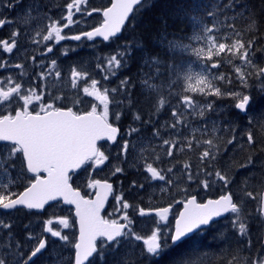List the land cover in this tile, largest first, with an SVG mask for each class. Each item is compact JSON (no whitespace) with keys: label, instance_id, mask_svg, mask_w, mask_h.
I'll use <instances>...</instances> for the list:
<instances>
[{"label":"snow or ice","instance_id":"1","mask_svg":"<svg viewBox=\"0 0 264 264\" xmlns=\"http://www.w3.org/2000/svg\"><path fill=\"white\" fill-rule=\"evenodd\" d=\"M21 0H0L5 8H13L16 3ZM83 0H74L73 3L66 5L68 14L64 18L67 23L62 26L59 21L51 22L47 28V34L42 35L43 41H51L53 38L56 42H60L65 38L80 41L82 37H86L89 41L100 37L105 42H109L110 38H118L122 27L128 20L130 13H133L134 6L140 5L142 0H112L111 6L102 10L103 20L99 26L93 30L83 31L77 35L65 36L62 35V28H67L73 20V9L76 12L84 11L80 8ZM241 0H228V3L221 6V0H217L212 10L207 12V16L213 18L210 25L204 26L202 29L195 30L191 37L192 41L204 42L207 44L206 58L213 61L210 66L207 64L200 65L201 71L193 72L190 67L182 68L179 63L162 64L159 56L148 54L143 59V64L150 67H155V77L153 82L149 83V79H144L143 84L150 90H155V78L162 75H167L169 80L175 84L179 81H186L185 92H199L205 96H220L229 95L236 98L235 108L241 113L246 112L247 106L250 103V95L247 93L237 92L228 89L222 92L221 87L214 84V80L225 81L224 73H213L212 69L221 67L219 60H213V57H219L222 53H231L233 57H237L244 65H250L254 72L245 73L240 66H235L236 76L240 81L241 89L252 87L250 78L255 79L261 92H264V67H257L252 59L254 53L255 39H250L245 43L240 39V33L235 30V26L227 23L230 19L225 10L236 15L243 16L245 9H240L236 12V5L240 4ZM92 11H101L93 9ZM92 11L86 14L91 16ZM225 13L221 18L218 14ZM24 25H28L33 20L32 7L29 6L25 13L20 17ZM195 20V17H192ZM7 18L0 19V27L6 23H11ZM198 24L199 21L196 20ZM235 34V38L231 43L227 42V34L219 32L221 24ZM41 35V33H37ZM20 35L19 30L13 32L10 41H2L3 52L12 53L17 47L16 37ZM33 43H37L34 39ZM170 46L174 49L175 54L183 56V52L187 51L190 45L175 44L170 42ZM46 52L42 50V55H47L53 51V47L45 44ZM196 56L204 55V48L198 47L192 49ZM131 52L125 48L120 50L116 55H112L108 63L115 65L116 68L121 67L122 58L130 56ZM119 57V58H118ZM51 68H46L45 65H40L41 69H46L49 74L57 66V61H51ZM17 69H22L23 65L17 63L13 65ZM7 63L0 64V68H7ZM99 67V65H98ZM56 77H60L59 71L55 72ZM82 75L75 68L71 72L73 77L72 86L75 88L78 78ZM112 75L115 76V70H112ZM43 79V71L40 73ZM108 75L104 76V80H108ZM193 82L194 85L193 86ZM227 84H232L231 78L227 79ZM7 87L4 82H0V209L5 210V214H9L13 210L20 208L29 210H42L50 201L59 202L62 199L66 205H74L76 222L79 225V235L74 240H70L67 235H64L59 230H54L52 220H48L43 225V232L49 233L52 238L51 244L55 245L57 240L63 241L69 247L74 249L73 254H69L64 264H108V256L114 255L120 251L122 243L132 245L133 241H140L142 237L135 234L130 227L131 221L127 212L121 217L122 220L129 223H119L116 219H105L101 215V210L104 206V201L108 194L112 191L110 183H101L99 180L89 184L90 188L97 189L95 199H84L79 191H75L69 183L71 179L70 173L81 168L82 165L91 164L99 166L105 162L107 156L97 146V141L107 140L115 142L119 132L118 127L113 126L109 122V89L99 90L97 79H91V90L88 86L83 88V93L88 97H94L98 104H93L90 111L80 114L73 111L72 107L62 109L61 105L57 104L59 97L53 99L52 102L45 103L41 95L35 90L29 89L26 93L23 91V85L16 80L9 78ZM122 85L126 86L129 80L125 78L121 81ZM207 90V91H206ZM121 91L119 88H112L111 92L117 93ZM39 102V108L33 106V101ZM164 104L163 99L159 102ZM179 103L183 105L184 111H178L173 108L171 116L174 118L171 123V128L176 129L177 125L188 127L187 121L183 119L189 112L195 113L197 108H200L199 116L204 118V124L201 126L203 131H207L209 123L213 125L216 121H208L206 110H213L212 104H200L194 97L183 95L180 97ZM14 107V114H12ZM102 106V111L100 107ZM159 111V109H157ZM119 119V113L116 114ZM137 120L140 116L135 117ZM264 120V117L260 118ZM150 122V121H149ZM215 130V129H213ZM137 131L132 129V132ZM179 134V133H178ZM153 135L159 137V129H154ZM235 140V134L232 139H228L227 143L232 144ZM165 145L170 143L169 140L163 141ZM204 143L208 145L200 156L201 172L205 174L203 187L207 190L215 183H220L224 189H229L232 181L226 171L217 167L213 173L212 162L218 161V156L212 151L215 147L213 139H205ZM254 136L251 132L247 133V144H254ZM130 141H124L123 151L126 153L129 148ZM193 140H187V146L192 148ZM176 147V143L171 142V147L168 149V156H172V148ZM249 164L252 160L249 158ZM246 166V165H242ZM189 166L184 165L187 169ZM116 172H120V168H116ZM146 171L150 174L152 180L164 181L166 178L163 174L157 172L152 165H149ZM172 171L171 168L168 169ZM44 173L42 177L40 174ZM31 174V175H29ZM264 175V174H262ZM188 179H193L189 173ZM27 181L25 185L24 182ZM23 186V191H17L18 187ZM143 187V185H141ZM245 196L255 199L252 191L245 190ZM118 204L122 202L120 196H116ZM243 200L237 201L230 190L225 191L216 199H208L206 202H199L196 195L187 198L177 203L183 204L178 216L175 217L174 228H169L167 231L157 229L153 231L147 239H143V245L146 247L136 246L138 255L135 257L134 264H157L162 253L171 248L184 244L190 240L192 235L197 232H203L206 228L211 227L216 222L217 218L232 214L231 226L233 231L239 233L240 239L238 245L247 243L248 248H251V240L245 241L243 238L247 235L248 229L243 216L241 204ZM128 202H122L124 210L129 209ZM161 207L155 210V216L161 221L168 220V214L171 209ZM264 212V209H262ZM148 213L141 209L139 215L144 217ZM112 214L110 213L109 216ZM58 223L64 228L69 227L68 219H59ZM27 229V241L32 242L31 247H26L25 241L16 237L13 232V224L0 219V264H36V260L44 255L49 248V238L41 237L37 240L36 236L30 229V225H25ZM127 229V231H125ZM6 240V242H5ZM136 249H133L134 251ZM183 259L181 260V264ZM127 264V260L124 261ZM243 264H264V255L258 254L255 258L245 257Z\"/></svg>","mask_w":264,"mask_h":264},{"label":"rangeland","instance_id":"2","mask_svg":"<svg viewBox=\"0 0 264 264\" xmlns=\"http://www.w3.org/2000/svg\"><path fill=\"white\" fill-rule=\"evenodd\" d=\"M74 0H48L47 5H52L53 10H51V14L46 16L45 14H33V23L32 22L28 25H24L23 23L19 24L20 26V35L16 37L17 40V47L13 50L12 53H5L3 52L2 44H0V64L7 63L9 67L7 68H0V82L5 83V87H7V80L9 78H12L16 80V82L21 83L23 85V91L26 93L31 88L35 90V92L39 95H41L42 100L45 103L52 102L53 99L56 97H59L60 99L57 100V104L61 105V107H69L72 106L80 111L86 112L90 111L93 104H98L97 101H95L94 97H88L83 93V88L85 86H88L91 90V79H97L99 81L98 88L99 90L103 91L105 88H110L111 86L108 84L110 78L108 80H104V76L108 75V77H112V70L115 68V65H109L108 60L111 56H106L107 58H102L99 54L100 45L96 43L95 41H85L79 44V41L76 43H60L56 42L55 39L51 41H43L42 35L47 34V28L50 26L51 22L53 21H59L61 26L64 23H67L66 19H64L67 16V11L65 9V6L68 3H73ZM109 0H83V3L80 4V8L84 11L78 12L75 15H73V20L76 21L69 25L67 28H62V35L71 36L78 34L83 29L87 28L89 25H97L100 21V12L96 13L95 11L92 12V15L89 16L86 13L89 11H92L97 5L103 4L105 7L108 4ZM86 3V7L83 6V4ZM91 4V7H90ZM17 6V5H16ZM19 7V6H18ZM17 7V8H18ZM92 8V9H91ZM26 9H20V13H24ZM75 12V8L73 9V13ZM77 15V16H76ZM178 14L176 13L175 16ZM76 16V17H74ZM174 16V17H175ZM192 17H196L199 21V23H196V20H194L195 23V30L202 29L206 25H210L212 23V19H210V23L203 20L201 17L192 15ZM17 19V18H16ZM18 22H20V19H18ZM14 32V28H11L7 31L5 29H2L0 32V42L2 41H10L12 39V34ZM41 33V35H38L37 33ZM194 33L187 36L186 40L179 41L174 40L172 43L175 44H185L190 45V47L187 49V51L183 52V56L177 55L174 53L171 60L172 62L169 63H179L182 68L190 67L193 72L201 71L200 65L207 64L210 66L212 61L207 60V44L206 41L204 42H195L191 40V37ZM36 40L37 43H33V40ZM119 39L115 40L116 43ZM45 44H48L53 47V51L51 53H47V55H42V50L46 52ZM23 45V47H21ZM203 47L204 48V55L202 57H198L195 55L193 48ZM80 48H83L80 50ZM106 46L103 48L105 49ZM172 48V47H171ZM173 49V48H172ZM122 50V49H121ZM174 50V49H173ZM72 52V53H71ZM81 54H84L85 56L81 57ZM100 58H102L100 60ZM55 59L57 61V66L55 69L52 70V72L49 74V72L44 69L42 70L40 65H45L46 68H51V61ZM214 60V58H213ZM20 63L23 65L22 69H17L13 65ZM168 64V63H167ZM99 65V67H98ZM235 66H240L242 71L245 73H248L251 71L249 68L250 65H244L240 61L237 64H234ZM144 69L141 71V79H149V83L153 82V79L155 77V67H150L148 65H144ZM76 69L77 71L81 72L82 75L78 78H75L77 80L76 87L74 88L72 86V80L73 77L71 76V72L73 69ZM218 69V68H217ZM43 71V79H41L40 73ZM59 71L61 73L60 77H56L55 72ZM213 73H217L216 69L211 70ZM144 80H141L139 82V85L141 86V89H145L148 91H151L148 89L144 84ZM214 84L218 85L217 82ZM187 82L186 81H179L175 84H173L167 75H162V77L155 78V90L163 89L164 94L166 97L170 98L171 100L168 102L170 104V107L177 108L178 111L183 112L184 107L179 103L180 97L183 95H198L202 96L203 99L206 98L205 95L199 92H185L184 88L186 87ZM193 86L194 82H193ZM207 91V90H206ZM242 94L245 93L244 91H241ZM250 95V105L249 108L255 109V103H252V95L251 93H247ZM232 99H234V103L237 102L236 98L230 96ZM196 100V99H195ZM200 104H212L213 110H206V117L208 121H216V124L213 125L212 123H209L207 131H203L201 126L204 124V118L199 116V112L201 111L200 108L196 109L195 113L189 112L188 115L184 116L183 119L187 121L188 127H183L182 125H177L176 129H173V133L168 136L164 137L165 139L169 140L170 143L168 145H164V148H158L161 150V154L157 155L154 150H152V143L151 142H144L142 139L144 137L139 138V135L136 132H132L130 128L125 126L124 124V134L119 142L118 146L113 148L114 155H110L105 160V170L103 173L99 174L95 169H91V171L87 172L82 177H76L73 181V185L79 189L78 186L84 188V189H92L90 191L91 193L94 192V188H90L89 184L93 183L96 180L106 179V180H113L116 179L118 176L116 182L119 184L118 187H115V197L120 196L122 198V202L126 201L129 203L130 207L127 210H124L122 208V202L118 204L117 200H114V205L112 208L116 207L118 208V213L116 216V220L121 223H129L128 221H124L121 219V217L124 215L125 212H127L129 216V220L131 221L130 227L134 231L135 234H138L142 237L140 241H133L132 245L127 244L126 242L123 243V245L120 247V251L116 252L114 255L108 256V264H124V261L127 260V264H134L135 257L138 255V249H136V246L139 247H145L143 245V239H147L153 231H156L157 229H163L164 231H167L169 228H172L173 225H171L170 222H160L158 219L152 217V219L149 218H137V213L141 209H149L152 204V208L155 206H167L172 205L175 209V214H177L178 210L181 208L182 203H177V201H183L188 197L187 190L193 187L195 190L198 191V199L204 200V194L205 193H217L215 190V184L210 186L207 190L203 187V181L200 183H196V177L199 175V173H202L205 177V174L201 172L200 170V161L196 158L197 154L199 153V150L202 154L205 147L208 148V145L204 143L205 139L207 138V135L214 139L221 140L219 142L216 155L218 156V161H215L213 163L214 166L222 168L224 171L227 172V167L225 165V162L231 161V153H233L234 150L237 148L242 147L245 144V140L247 139V133L251 132L258 134H261L262 131H264V125L255 126L252 125L249 121L250 116H243L242 120L239 124L232 118V121H229L227 124L222 126L223 124L220 123L219 119L215 117V115L220 111L222 104H215V101H199L196 100ZM33 106L39 108V102L33 101ZM247 109V110H248ZM100 110L102 111V106L100 107ZM117 113L111 107V100L109 101V119H116V117H112L116 115ZM240 116V115H239ZM241 117V116H240ZM174 119V118H173ZM119 120V119H118ZM169 124H171L169 122ZM215 129V130H213ZM260 129V130H259ZM179 133V134H178ZM207 134V135H206ZM233 134H235V140L232 144H228L227 140L232 139ZM256 138V137H254ZM191 139L193 140L192 147L194 148L193 151V161L192 164H187L186 162H179L175 164L168 163L165 167H159L157 163L159 162V158L162 156L168 157L169 159L176 158L178 159L180 155L189 154V148L187 146V140ZM130 141L128 151L125 153L123 151V144L124 141ZM152 140L155 142V139L152 138ZM176 143V147L172 148L173 155L168 156L167 151L171 147V142ZM226 143V144H225ZM232 148L234 150L232 151ZM147 151V152H144ZM212 151L214 152V149L212 148ZM149 153V154H148ZM141 154V155H140ZM134 155V159H132ZM236 156V155H235ZM227 158V159H226ZM250 159L252 160L251 164H246V166H251L248 171V175L250 172L255 171L256 173L254 175H250L249 180L246 181L247 183L251 182V188L247 191H252L255 199L252 197L245 196V191L242 188V178L245 176H241L238 180L237 178L233 177L230 178L232 183L229 186V189H224L221 187V184L219 183L217 186L223 189L224 191L230 190L231 193L235 194L237 198H235L237 201L243 200L244 202L241 204L243 216L245 217V222L247 224V235L243 238L245 241L249 240L251 236L254 235L255 231L254 228L258 225V219L257 217L260 216V192L263 189V187L260 189L258 195L256 196L255 193H257V188L254 186L256 183L254 181H251L252 178L261 176L264 179V167H263V158H259L257 154L251 155ZM119 165L121 168L124 169L120 172H116V166ZM187 164L189 167L187 169L184 168V165ZM149 165H152V167L159 173L163 174L165 176L164 181L160 180H152L151 176L146 171L147 167ZM237 168V171L243 170V167L235 166ZM245 167V166H244ZM171 168L172 171L169 172L168 169ZM217 170V168H213V173ZM236 171V172H237ZM189 173L192 175L193 179L189 180L188 175ZM235 173V172H233ZM232 173V174H233ZM228 176L229 173L227 172ZM231 174V175H232ZM99 175L101 177H99ZM106 175H109L108 177ZM124 175L127 177V181L123 186L121 181V176ZM132 175H134V180L131 179ZM230 175V176H231ZM229 176V177H230ZM105 177V178H104ZM202 178V177H201ZM206 178V177H205ZM129 180V181H128ZM105 181V180H104ZM144 182L146 185L150 187V190L152 192V197L146 201L141 203V197L143 195V190L141 185H144ZM24 184H27V181L24 182ZM194 185V186H193ZM19 191L18 189H16ZM90 193V194H91ZM223 194V193H222ZM221 194V195H222ZM234 196V195H233ZM218 196H212L211 198H217ZM58 203L52 204L49 207H47V213L41 218H35L32 220H29L27 216L21 215V214H15L13 215V212H10L9 214H5V212H2L0 210V219L6 220L13 224V232L15 233L16 237L20 240H24L26 247H31L30 241H27V229H25V225H30V229L33 232V235L35 236L38 229L42 228V220L50 219L55 216L61 215V218H66L67 214L63 208L65 207H59L57 205ZM144 205V206H142ZM61 206V205H60ZM231 220H232V214H230L227 218L224 220H220L217 223H214V229L219 232V234L222 233L223 227H228L231 230ZM260 222H262L261 216H260ZM251 224V228L249 226ZM57 225V223H55ZM212 226V225H211ZM59 231H61L62 234L67 235L68 228H64L62 225L59 227ZM65 231V232H64ZM237 239H235V242L230 243L227 245L228 248L233 250L241 249V248H248L247 243L243 245H238V240L240 239L239 233L237 231H234ZM6 242V240H5ZM223 242V241H222ZM227 244V243H226ZM61 246H68L63 241L60 243ZM133 249H136L135 251ZM226 250V247H224ZM250 250H255V254L252 256V258H255L256 255L262 253L264 255V251L259 252V250L254 245V240L252 238L251 241V248ZM259 252V253H258ZM0 254H2V249H0ZM204 255H202L201 260ZM58 264V262H56ZM60 264V261H59Z\"/></svg>","mask_w":264,"mask_h":264},{"label":"trees","instance_id":"3","mask_svg":"<svg viewBox=\"0 0 264 264\" xmlns=\"http://www.w3.org/2000/svg\"><path fill=\"white\" fill-rule=\"evenodd\" d=\"M216 2L217 0H145L142 2L140 8L135 9L133 12L122 35L119 38L110 39V41L106 43L105 49H103L105 46L100 48L101 51L99 54L102 58H107L106 56H111L112 54L116 55L121 49L125 48L129 49L131 52L130 56L122 58L120 68L113 69L116 75L113 76V78L109 76L110 80L108 82L111 86L109 88L111 107H113L116 113H119V120L117 118H111L110 120L115 126H118L123 133L125 124V126L131 130L136 129L137 131L135 132L138 135L152 136V138L155 139V142L152 140V144L159 148H164L165 144L163 141L173 133L171 124H169V122L172 123L173 121V117L171 116L172 108L168 103L171 99L166 97L162 88L151 91H144V89H141L139 82L144 79H141L140 75L141 71L145 68L143 59L151 53L152 56H159L162 64L172 62L170 60L174 55V50L171 48L170 42L174 40H186L187 36L195 32V23L192 19V15L199 16L210 23V19L213 20V18L208 17L207 12L212 10ZM226 3H228V0H221V6ZM242 8L245 9V14L243 16L236 15L234 18L230 11L225 10L230 17L227 23H231L235 26V30L241 34L239 38L245 43L250 39H255V46L252 50L254 55L252 59L257 67H261L264 63V0H241V3L236 5V12H239ZM176 13L178 14L177 16H175ZM224 14L225 13L222 12L218 15L222 18ZM222 33L227 34V42L229 44L232 39L235 38L232 29L227 28L223 23L219 26L217 35L220 36ZM117 39H119V41L113 43ZM81 57H83V55H81ZM102 58H100V60ZM213 58L221 62V67L216 69V72L224 73L226 77L223 82L220 80L215 81L218 86L221 87L222 92H226L228 89L237 92H250L252 101L255 103V109L251 108L249 111V121L255 126L264 125V120L260 119L264 117V92L260 91L257 81L250 78L252 87L241 89L240 81L236 76L234 67V64L240 62L239 59L233 57L231 53L228 52L222 53L219 57L214 56ZM249 68L251 69L250 72L255 71L252 66H249ZM125 78L129 80L126 90H124L125 86L121 83ZM228 78L232 79V84H227L226 81ZM112 88H119L121 91L113 93L111 92ZM192 97L199 101H215V104H222L220 111L215 115L220 123L223 124L222 126L232 121V118L238 124L243 121V117L234 110V99L229 95H210L203 99L202 96L194 94ZM161 99L164 101L163 105L159 103ZM157 109H159V111H157ZM137 115L140 116L139 120L135 118ZM112 117H116V115ZM154 129H159V137L153 135ZM258 132L253 133V136L256 137L254 138V144L248 145L246 139L242 147L236 150L232 148L234 154L231 153V161L225 162L229 176L235 172L229 179L235 177L239 180L242 175L245 176L241 181L244 191L251 188V182L247 183L246 181L249 180L250 175H254L256 172H250L248 175L251 166L244 167L242 165L248 164L251 155L257 154L259 158H263L264 154V131H262L261 134H258ZM208 137L214 140L215 147L213 149L216 154L221 140L211 138L207 135V138ZM154 150L157 155H159V153L161 154L160 149L154 148ZM193 151L194 148L192 147L189 149L188 155L182 154L178 159H169L167 156H162L159 158L158 164L162 168L165 167V165L167 166L168 163L175 164V162L192 164ZM112 154L114 155V152ZM201 155L199 150L196 156L198 161H200ZM213 163L214 162H212L213 168H217ZM115 166L121 168L117 164ZM235 166H238V168L242 166L243 170L237 171ZM201 167L202 165L200 162V170ZM210 170H212V168ZM118 176L116 179L110 180L113 183L114 190H116L115 187L119 186L116 182ZM120 178L122 181L121 186H123L127 181V177L122 175ZM204 179V175L199 173L196 177V183H200ZM129 180H134V175H132ZM251 181L256 183L254 186L257 188V193H255L257 196L260 189L264 186V179L258 176L252 178ZM218 184L219 183H216L215 185V190H218L217 193H205L204 197L211 198L212 196L216 197L224 193L223 189L217 186ZM187 191L188 196L196 195L198 197V191L193 187ZM233 195L234 198H237L234 193ZM145 199L146 197L143 193L141 197L142 204L147 202ZM235 239H237V236L230 228L223 227L222 233L219 234L212 224L211 227L206 228L203 232H197L192 235L191 239L187 240L184 244L162 253L157 264H181L182 258H186L183 259L182 264H243L245 257H252L256 252L249 248H241L232 251L227 245L235 242ZM224 247H226V250ZM202 255L204 256L201 260ZM145 264H147V262H145Z\"/></svg>","mask_w":264,"mask_h":264},{"label":"flooded vegetation","instance_id":"4","mask_svg":"<svg viewBox=\"0 0 264 264\" xmlns=\"http://www.w3.org/2000/svg\"><path fill=\"white\" fill-rule=\"evenodd\" d=\"M47 3H48V0H21V2L20 3H16L13 8H5L3 6V4L0 3V19L7 18L9 21H12L11 23H6L3 27H0V32H1L2 29H5V31H7V30H9L11 28H14V32L17 31V30L20 31L19 24L22 23L20 17L25 13V12L24 13H20L19 12V10L21 8L22 9H27L29 6H31L33 14H39V15L40 14H45L46 16H48L49 14H51L50 11L53 10V8H52V5H47ZM86 5H87L86 3L83 4L84 7H86ZM103 6H104L103 4H100V5H97L94 9L102 10V8H104ZM90 7H91V4H90ZM137 8H140V5ZM65 9H66V11L68 13V9H67L66 6H65ZM95 12L98 13L100 11H95ZM76 13H78V12H76V10H75L74 15ZM76 16H74V17H76ZM18 19H20V22H18ZM31 22H32V24H34L33 21H31ZM100 22H101V19H100ZM128 22H129V20L126 22V24H125V26L123 28H125L128 25ZM99 23L97 25H94V26L93 25H89L87 28L83 29L78 34H80L83 31H90L92 28L98 26ZM75 35H77V34H75ZM85 41H89V40L86 37H82V39L79 41V44L82 43V42H85ZM92 41H95L96 43H98L100 45V48L104 47L106 45V43H107V42H103V41L96 40V39H93ZM66 42H68V40L66 38L64 40L60 41V43H66ZM69 42L70 43H76L77 41L70 39ZM21 47H23V45H21ZM82 49L83 48H80V50H82ZM81 55L85 56L84 54H81ZM14 107L15 106H13L12 114H14ZM69 107H72V106H69ZM66 108H68V107H63V109H66ZM72 108H73V111H77L80 114L84 113L83 111H80V110H78V109H76L74 107H72ZM120 137L121 138L123 137V132L122 131L120 133ZM118 143H116L115 145H112V146L107 145L106 143H102L98 147L101 149L102 152H104L105 155L108 154V158H109L110 153L113 152L112 149ZM105 165H106L105 162L103 164L99 165L98 168L96 166H92L90 163L83 165L81 168H79L75 172L70 173V176H71V179L69 180L70 184L72 185L73 188L78 189V188H76L73 185V181H74V179L76 177L84 176L87 172L91 171L92 168L95 169L99 174H101L106 169ZM29 175H31V174H29ZM40 175L43 177L44 173H41ZM106 176L108 177L109 175H106ZM99 177H101V176L99 175ZM101 180H103V179H101ZM104 180H106V179H104ZM106 181H108V180H106ZM109 182H111V181H109ZM78 187H79L78 190L80 191V193H81L83 198H86V199H91L92 198L93 193H94V192L93 193L90 192V191H92V189H84V188H82L80 186H78ZM17 189L19 191H22L24 188H23V186H21V187H18ZM114 200H115V194H114V190L112 189V192H111V194H110V196L108 198L106 207H105V209L103 210V212L101 214L102 217H104L105 219H116V216H117V213H118L117 212L118 208H117V206L112 208L113 205H114ZM57 205L59 207H65V206L62 205L61 202L58 203ZM160 205L161 204H159L158 206H155L154 208H152V204H150L151 207L149 209H146V210H151L152 211V210L164 207V206H160ZM47 209L48 208H45V209H43L40 212L39 211H33V210H30V212H29V210H27V209L20 208L18 210H13L11 212H13V215L21 214V215L27 216L29 218V220H32V219H35L36 217L37 218H41L44 215H46ZM63 210L66 211V213H65V214H67L66 218H61L60 217L61 215H58V216H55V217L50 218V219L42 220V228L38 229V231H37L35 236H36L37 240L39 238H41V237H48L49 238V248H48L47 251H45L44 255L40 256V258L36 260V264H56V262H58V264H59V261H60V264H64V262L66 261L67 256L69 254H73L74 253V249H72L69 246H67V247L66 246L65 247L61 246V248H60L61 241H59V240H57L55 245L51 244L52 238L50 237V234L49 233H44L43 230H42L43 229V225L48 220H52L53 223H52L51 227L54 230H59L58 227L60 226V224L58 223V220L59 219H68L69 220V227H68L67 236L69 237L70 240H74L77 237V226H76L75 217H74V214H73V209L70 208V207H65V208H63ZM2 212H5V211H2ZM110 213L112 214L111 216H109ZM259 213H260V211H259ZM175 216H176L175 209H174V206H172L171 212H170V214L168 216V220L164 221V222H170L171 225H173V223H174L173 219H174ZM228 216H226V218ZM260 216H261V214H260ZM260 216L257 217L258 225L254 228L255 233H254L253 236H251L250 240L252 241V238H253L255 247L258 248L259 252H262V251H264V244L262 243V238H263V233H264V222H263L262 216H261L262 222H260ZM152 217H154V218H156V219H158L160 221L159 217H157L155 215H151V216H148V217H141L137 213V218H149V219H152ZM55 223H57V225H55ZM119 223H121V222H119ZM124 223L127 224L126 222H124ZM249 226L251 228V224H249ZM125 231H127V229ZM122 245H123V243H122ZM31 246H32V243H31ZM260 254H262V253H260Z\"/></svg>","mask_w":264,"mask_h":264},{"label":"water","instance_id":"5","mask_svg":"<svg viewBox=\"0 0 264 264\" xmlns=\"http://www.w3.org/2000/svg\"><path fill=\"white\" fill-rule=\"evenodd\" d=\"M111 2H112V0H111ZM111 2H110V5L108 6V7H110L111 6ZM136 6V5H135ZM134 6V7H135ZM132 13H130V15H131ZM130 15H129V17H130ZM101 16H102V13H101ZM102 19H103V16H102ZM126 23V22H125ZM123 28V27H122ZM91 30H93V29H91ZM122 31V30H121ZM121 33H119L118 34V36L120 35ZM95 39H100V40H102L103 41V39L102 38H100V37H97V38H95ZM261 67H264V63H263V65L261 66ZM250 104V103H249ZM249 106V105H248ZM248 106H247V109H248ZM238 110V109H237ZM239 111V110H238ZM247 111V110H246ZM240 112V111H239ZM241 113V112H240ZM246 112H244V113H241V114H245ZM118 136V135H117ZM102 141H107V140H100V141H97V144L99 143V142H102ZM108 143H110V144H113L114 142L113 141H107ZM263 158H264V156H263ZM97 168H98V166H96ZM78 170V169H77ZM76 171V170H75ZM101 183H104V182H107V181H100ZM107 183H109V182H107ZM71 185V184H70ZM73 188V187H72ZM75 190V189H74ZM75 191H78V190H75ZM96 191H97V189H95V193H96ZM95 193H94V195H93V200L96 198L95 197ZM109 196H110V193L108 194V196H107V199L104 201V206H103V208H102V210H101V213H102V211H103V209L105 208V205H106V203H107V201H108V198H109ZM188 198H191V197H188ZM217 198H219V197H217ZM85 199V198H84ZM208 199H216V198H206L203 202H206ZM59 201H61L62 202V204L63 205H66V204H64L63 203V201H62V199L61 200H59ZM54 202H56V201H50L49 202V204H51V203H54ZM48 204V205H49ZM48 205H46V206H48ZM45 206V207H46ZM66 206H69V207H72L73 208V214H74V216H75V207H74V205H66ZM262 209H264V188H263V190H262V192H261V200H260V214H261V216H262V218H263V222H264V212H262ZM3 210V209H2ZM43 210V209H42ZM42 210H37V211H42ZM181 210H183V204H181V209L179 210V212L181 211ZM3 211H5V210H3ZM148 214L147 215H145V216H150V215H152V214H155V210H145ZM179 214V213H178ZM227 214H225V216H226ZM178 216V215H177ZM224 216H222V217H220V218H217V220H219V219H221V218H223ZM75 219L77 220V218L75 217ZM216 220V221H217ZM174 224H175V220H174ZM76 226H77V230H78V234H77V237H78V235H79V225H78V223L76 222ZM173 228H174V225H173ZM262 243L264 244V233H263V238H262Z\"/></svg>","mask_w":264,"mask_h":264},{"label":"bare ground","instance_id":"6","mask_svg":"<svg viewBox=\"0 0 264 264\" xmlns=\"http://www.w3.org/2000/svg\"><path fill=\"white\" fill-rule=\"evenodd\" d=\"M144 91H145V89H144ZM146 91H148V90H146ZM236 103V102H235ZM235 103H234V105H235ZM252 103H253V101H252ZM234 110L238 113V114H240L241 116L243 115V116H248V114H249V111L251 110V108H249L247 111H246V113L245 114H241L236 108H235V106H234ZM116 127H118V126H116ZM118 129H119V132H118V136H117V140L113 143V144H111L110 146H112V145H115L116 143H118V142H120L121 141V137H120V133H121V129L118 127ZM124 134V133H123ZM141 137H144V139H142V140H144V142H146V143H148V142H151L152 143V136H143V135H139V138H141ZM150 140V141H149ZM148 141V142H147ZM119 144V143H118ZM118 144L115 146V147H117L118 146ZM114 147V148H115ZM153 147V150H154V148L155 149H158L159 147H157L156 145H153L152 146ZM113 151V150H112ZM144 152H147V151H144ZM154 152H155V150H154ZM113 153V152H112ZM112 153H110V154H112ZM156 153V152H155ZM149 154V153H148ZM160 154V153H159ZM141 155V154H140ZM109 157H110V155H109ZM132 159H134V155H133V157H132ZM157 165L160 167V165L157 163ZM110 180H108V182H109ZM111 185H112V189L114 190V186H113V184L111 183V182H109ZM141 183H144V182H141ZM142 190H143V193H144V196L146 197V201L149 199V198H151L152 197V192H151V190H150V187L148 186V185H146L145 183H144V185H143V187H142ZM114 193H115V190H114ZM260 200H261V192H260Z\"/></svg>","mask_w":264,"mask_h":264}]
</instances>
